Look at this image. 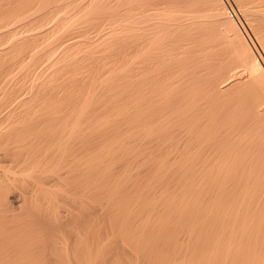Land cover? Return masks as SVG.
Instances as JSON below:
<instances>
[{
	"label": "bare ground",
	"instance_id": "6f19581e",
	"mask_svg": "<svg viewBox=\"0 0 264 264\" xmlns=\"http://www.w3.org/2000/svg\"><path fill=\"white\" fill-rule=\"evenodd\" d=\"M0 146V264H264V0H0Z\"/></svg>",
	"mask_w": 264,
	"mask_h": 264
},
{
	"label": "rangeland",
	"instance_id": "374dc122",
	"mask_svg": "<svg viewBox=\"0 0 264 264\" xmlns=\"http://www.w3.org/2000/svg\"><path fill=\"white\" fill-rule=\"evenodd\" d=\"M11 143H13V142H11ZM14 144H15V147H16V144H17V143H14ZM2 145H4V144H2ZM9 145H10V143H9ZM9 145L7 146L8 148L5 147L6 151H7L8 149H11L10 147H12V145H10V147H9ZM5 146H6V145H5ZM1 147H2V146H0V148H1ZM13 147H14V146H13ZM13 147H12V150H11L12 152L9 150L10 155H11V153L15 152V150L13 151ZM15 147H14V148H15ZM5 149H2V151H1V149H0V153H1L2 155L5 154V153H2L3 150H4V152H6ZM9 153H7V154H9ZM1 154H0V155H1ZM5 155H6V154H5ZM5 155H3V156H5ZM3 156H2V157H3ZM7 156H8V155H6V157H4V158H5V159L8 158ZM2 157L0 156L1 159H3ZM9 157H10V156H9ZM0 161H1V160H0ZM3 161H4V160H3ZM5 166H6V168H5ZM7 167H8L7 164L0 163V170L3 171L2 175L0 174L1 176H3V175L6 174L7 176L13 177L12 175L16 174V172H17L18 170L21 169V166H17V168H15V167L12 168V167H11L10 169H9V167H8V168H7ZM3 168H4V170H3ZM18 168H19V169H18ZM8 169H9V170H8ZM1 171H0V172H1ZM7 171H8V172H7ZM4 172H5V173H4ZM13 172H14V173H13ZM9 174H10V175H9ZM16 176H18V175L16 174ZM18 177H20V176H18ZM22 177H23V176H22ZM21 183H22V182L15 184L16 186H13L14 189H11V190H10V194H9L10 196H8V201L10 202V204H12V205H11V206H12V208H11V209H12V212H9V213H10V214L12 213V214L10 215L9 213H6L5 211H3L4 213L2 214V215L9 214L10 216L8 215V217L10 218V220H15L16 222L19 221V219L21 220V219L25 218V216H27L28 214L32 213L31 208H32L33 206L31 207V204L33 205V204H35V202H37V201L34 200V192H35V194H36V191H37V190L34 191V188L37 187L36 184H33V186L30 184V185L32 186V188H31V186H29V183H27V185H26L27 188H28V189L30 188L31 191H32V189H33L32 193H31V194L29 193V194L32 196L31 199H30L31 202H30L29 199L26 198V197H28L27 195H29V194H28V193L26 194V193L24 192V193L26 194V195H25L26 197L23 196L24 194L21 195V197H24V198H22V200L24 199V203H25L27 200H29V201H28V203L26 202V203L24 204L25 206H23V205L20 206V207H23V208L20 209V207H18V205L16 204V199L14 198V194H16L17 192H20V187H21V186H24V185H21ZM24 184H25V183H24ZM19 185H21V186H19ZM34 185H35V186H34ZM28 186H29V187H28ZM27 188L24 187V189H27ZM21 189H23V188H21ZM36 189H37V188H36ZM23 191H25V190H21V192H23ZM28 191H29V190H27V192H28ZM31 191H30V192H31ZM17 194H18V193H17ZM25 198H26L27 200H26ZM32 200H33V202H32ZM30 203H31V204H30ZM69 206H70V205H68V207H67V205H63L61 209H64L65 211H66V210H69V209L71 208V206H70V208H69ZM17 207H18V208H17ZM29 207H30V208H29ZM34 207H35V206H34ZM34 207H33V208H34ZM41 208H44V206H42ZM65 208H66V209H65ZM44 209H45V208H44ZM13 210H14V211H13ZM19 211H20V212H19ZM42 211H44V210H42ZM42 211H41V212H42ZM7 212H8V211H7ZM45 212H46V211H44V213H45ZM5 213H6V214H5ZM20 214H21V215H20ZM14 216H15V217H14ZM11 217H12V218H11ZM13 218H14V219H13ZM17 218H18V220H16ZM19 222H20V221H19ZM0 226H1V225H0ZM6 229H7V228L1 226L0 231L2 230L1 232H3V230H4V232H3L2 234H4V233L6 232ZM45 229H47V228H45ZM15 238H16V237H15ZM19 240H20V239H19ZM32 240H34V239L32 238ZM47 247H48L50 250L47 249ZM47 247H46L45 251L49 250L48 253H50L52 247L49 246V245H47ZM46 253H47V252H46ZM48 253H47V254H48ZM46 256H47V255H46ZM14 260H15V259H14ZM14 260H13V264H15V262H16V263L19 262V258H18V259L16 258L15 262H14ZM33 264H47V260L44 259V258H42V256H40V257H38V258L34 261Z\"/></svg>",
	"mask_w": 264,
	"mask_h": 264
}]
</instances>
